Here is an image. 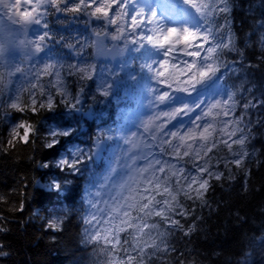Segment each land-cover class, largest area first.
I'll return each instance as SVG.
<instances>
[{
	"label": "trees",
	"instance_id": "1",
	"mask_svg": "<svg viewBox=\"0 0 264 264\" xmlns=\"http://www.w3.org/2000/svg\"><path fill=\"white\" fill-rule=\"evenodd\" d=\"M236 6L238 9L227 13L232 17V48L224 49L222 58L225 65L227 60L233 63L232 83L239 86L242 97L254 103L243 111L247 132L243 150L249 156L243 167L233 164L226 168L213 159V170L223 173L222 179L210 180L203 202L179 197L191 213L176 216L181 228L168 233L170 250L149 251L142 264H264V47L260 39L264 38V0H238ZM40 77L48 86H54L51 75ZM84 78L74 73L67 81L71 90L68 103L81 95L80 106L72 102L73 108L72 104L55 100L51 110L20 114L21 121L31 122L38 131L36 135L30 133L28 143L17 138L10 146L11 131L2 122L4 119L0 120V264H109L114 255L120 254L117 243L90 239L93 230L85 223L72 195L68 198L69 209L58 222L60 227H48L47 208L54 193L35 187L36 179L47 173L37 168L38 163L49 161L67 142L80 145V150L88 143L84 137L91 139L89 131L82 132L89 128L85 112L100 104L103 96L92 91L90 78ZM30 101L26 97L23 104ZM2 103L0 95V106ZM43 118L67 129L68 134L59 136V142L51 148L45 146L50 141L41 128ZM19 131L23 135V129ZM238 148L233 146L234 151ZM84 152L90 156V150ZM216 153L230 159L223 145L209 155ZM87 162L89 157L83 163ZM63 189L67 190L64 184ZM34 207L43 209L46 216L42 220L33 215ZM189 227L193 231L186 236Z\"/></svg>",
	"mask_w": 264,
	"mask_h": 264
},
{
	"label": "snow or ice",
	"instance_id": "2",
	"mask_svg": "<svg viewBox=\"0 0 264 264\" xmlns=\"http://www.w3.org/2000/svg\"><path fill=\"white\" fill-rule=\"evenodd\" d=\"M70 2L71 0H35V3H33V0H27V6L24 7V10L21 11V8L19 9L18 15L25 23L29 25L35 24L42 28L43 34L39 35L37 40L28 42L31 46H34L35 51L39 53L46 47L45 41L49 37V32L47 30L48 24L46 22L42 23V21H44V18L48 15L49 6L55 8L57 12H83L87 17L95 19L96 21H103L108 25H116L117 34L111 37L112 40L127 39V34L134 35L139 29L141 30V35L138 39L134 40V43L139 45V48H145L146 45H151L153 50H156L158 54L162 53L163 56V59L158 61L153 59L141 66L149 73H153L151 79L158 81V85L149 90L154 94L157 92L160 93L159 95H155V100L161 104L166 101L171 102L177 92H196L197 85H201L211 77L216 76L220 71L221 65L219 63V56L221 48H232L231 36L229 35L227 37V42H224L223 32L208 27L207 19L214 15H222L225 21H227L230 0H218V2L214 0L213 3L202 5H196L194 0H186V3L191 4L196 9V12L200 14V17L204 18V24H200L198 21L195 29L185 26H181L179 29L177 27L166 26L154 10H147L149 15L146 17V8L140 6V0H79L73 7L69 8L68 3ZM62 3L64 4L63 8H61ZM28 5H31L30 10ZM41 9H43V11H41ZM110 12H112L113 15H110ZM129 16L131 18V23L127 24L126 18ZM145 20L147 23H145ZM145 28L148 29L150 34H143ZM201 29H203V31H201ZM96 35L100 37L101 34L97 33ZM217 37H220L219 43L205 47L206 43L210 40H215ZM99 43L102 50L107 51L105 42L100 40ZM69 47L72 46L69 45ZM119 50L121 52L126 51L127 43L123 48H119ZM177 52L182 55L175 56V59L179 60L183 64V67H180L178 64L170 65V60L173 59L174 54ZM157 63L159 64V68L154 69V65ZM169 67L176 70V80L174 83L166 76ZM17 71H19V69H17ZM79 72L83 73L85 77L90 76L89 69L80 68ZM44 74L55 75L57 77L55 84L58 85V87L53 90L50 86L41 85L38 93L39 99L34 96L30 104L25 103L23 105L13 102L10 105L11 109L18 112L29 110L37 112L39 109L44 108L51 110L56 102L53 94L54 91L62 98L68 96L67 91L63 87V82L60 79V72L56 71L55 64H45ZM39 76L40 73L37 72L33 79L38 80ZM181 77H183V79H181ZM50 84L51 82H49V85ZM165 85L172 91H161L160 86ZM35 87L34 85L33 88ZM103 94L105 96L109 94L107 88H105ZM223 96L225 97L224 99L208 98L207 100L198 97L191 104L187 102L176 104L175 107L171 108V111L161 113L167 116L169 121L177 120L178 130L170 132V135L181 142V144H173L167 139L163 140V145H167V148L161 146V154H167L170 150L178 160H183L187 157L189 158L187 162L191 164V168L188 170L179 168L177 171H172V169L176 168V165L169 164L163 159H157L154 163H150L147 168L141 169L142 173L152 172L151 177L148 179V183L154 186L151 191H155L161 198L157 199V196L153 195L147 199V203H144L142 207L137 204L130 205V207L142 213L139 219L144 220V223L142 227L129 224V228H136L138 231H143L144 228H147L148 232L145 233L146 236H151V234L155 232L149 251L156 250L166 253L170 250L166 239L167 234L173 229L181 228L180 221L173 217L177 215L187 217L192 211V209L185 207V205L181 203L179 198L181 195L186 201L203 202L205 193L210 187V180L215 179L216 181H220L222 179L223 173L213 171L215 167L212 163L213 159H215L217 163L222 162L226 168L233 164L236 167L245 166V161L249 153L243 150L247 143L245 131L240 127L244 117L241 116L236 118L231 115L236 108L235 93L225 92ZM64 102L68 103L66 99ZM71 106L75 108V104ZM166 106L171 107V105ZM248 107H250L248 103L243 105L244 109ZM202 109H206L202 111V115L195 114L197 110ZM181 116L188 117V124L192 125V127H187V130L184 131L183 134H181L179 129L185 128L186 125L183 121L177 119ZM206 117H213V119L216 120L217 123L222 124L225 129L231 125V131L227 133V140L210 139L212 133L216 131V129L212 127L211 123L207 122L205 119ZM149 123H151V121ZM144 128L145 131H148L147 125H144ZM196 128H202V131L199 132V140H197ZM20 129H23V135H21ZM162 130L163 125H160L157 131H161V134L165 137L169 135L167 131ZM34 131L35 129L31 124L24 121L17 123L11 129L12 140L8 141L9 145L11 146L17 138L24 143H28L30 133ZM221 131H223V129ZM67 134V131L51 132L48 137L50 142L45 146L49 148L53 147L59 142V136ZM108 139H111V137H108ZM153 139L155 140L156 137H153ZM186 140L191 141V143L184 144L183 142ZM96 143L99 144V139ZM193 144H197L198 146L194 148ZM209 144H211V147H208ZM221 145L228 149L230 159L221 158L218 153H216L215 156L209 155L214 149L220 148ZM181 146L187 149L183 151L182 155L180 151ZM233 146H238L240 151H234ZM87 158L85 152L78 149L73 153L72 159H61L57 161V164L62 170L68 169L77 171L78 166ZM196 161H200V163H196ZM43 166L47 167L48 165L44 164ZM192 171H196L197 175L193 176L191 174ZM157 173L163 175H157ZM173 178H175V185L172 183ZM53 186L56 188L60 187L59 184H54ZM157 208H159L158 211L156 210ZM125 215L127 216L128 214L125 213ZM152 216L159 217V223H152L149 225L147 219ZM85 223L90 224L91 221L86 220ZM161 224H168L170 227L165 231H160ZM48 227L59 228L60 224L58 222H50ZM122 231H124V229L120 228L115 234L117 244L120 243L119 232ZM192 231L193 228L189 227L188 231L184 234L186 236L190 235ZM98 238V235L90 237L91 240H97ZM111 242L110 240H106V243ZM161 245H163V248H161ZM145 247H148V245L146 244L144 247L134 246L133 250L138 252L139 256H129L125 264H133L134 259H138L142 264L143 260L148 255V253L145 252Z\"/></svg>",
	"mask_w": 264,
	"mask_h": 264
},
{
	"label": "rangeland",
	"instance_id": "3",
	"mask_svg": "<svg viewBox=\"0 0 264 264\" xmlns=\"http://www.w3.org/2000/svg\"><path fill=\"white\" fill-rule=\"evenodd\" d=\"M36 34H37V32L34 31L33 32V35H36ZM9 35H10V37L12 36V38H14L15 40L17 39L16 38V34H15L14 31H12L11 33H9ZM121 41L123 42V39H121ZM168 105H171V107L166 106L164 112L171 111V108L172 107H175L173 100ZM203 110H205V109L197 110L195 114L196 115H202V111ZM190 115H192V114H190ZM164 118H165V116L161 118V121H163ZM193 118H194V116H193ZM177 119L180 120V121H183V123L186 125L185 128L179 129L181 131V134H183V132L187 130V127H192V125L188 124V117L181 116V117H178ZM205 119L207 120L208 123H211L212 124V127L214 129H216V131L218 129H220V130L223 129L222 134L219 135V136H216L215 135V132L216 131H214L212 133V137H210V139H223V140H227L228 139L227 133H229L231 131V125H229L228 128L225 129L223 125H221L220 127L217 126V122H216V120L213 119V117H206ZM171 128H172V130H175V131L178 130L177 120H174V123L171 125ZM165 129L168 130V128L166 126H165ZM195 131L197 133V140H199V132L202 131V128H196ZM138 134H139L138 135L139 137H138V140H137L138 147H137V150L133 153V155H134V159H135L136 162L143 163V161L146 160L145 157H146L147 153H146V155H143V153L140 152V151H142V149H145L146 148L145 146H143V142L148 143V140L149 139H146L144 141L141 140L142 136L144 135V132L142 131L141 128H139ZM183 143L184 144H187V143H191V141L186 140ZM197 146H198L197 144H193V147L194 148L197 147ZM208 147H211V144H209ZM146 152L151 153V150L150 151H146ZM153 154H155L154 151H153ZM175 169L174 170L172 169V171H175ZM176 171H177V169H176ZM157 175H163V174L157 173ZM150 177H151V175H149V174H143V175H141V173H139L136 170V168H135V169L132 170V173H130L128 175V178L127 179L129 180V182H131V184L132 183L133 184H145L146 185L145 186V193H146L147 199L150 198L153 195H156L157 196V199H160L161 198L160 195H158L155 191H151V189L154 186L153 185H150L148 183V179ZM174 182H175V178H173V180H172V183H174ZM135 189H137V188H132L131 189V188H127L124 184H121L120 188L116 190V194H118L120 197L121 196H124L125 198L129 199V197L132 195L131 194L132 191L135 190ZM145 203H147V201ZM123 204H125V203H123ZM156 210L158 211L159 208H157ZM112 213H113L112 208L111 207L110 208L109 207H105V202L101 199V196L99 195L98 198H97V202H96V212H95V218H97L96 225L98 226L99 230L100 229H102V230H105L106 229V225H107L108 219L111 218ZM141 216H142V213H139L136 216V218H134V220L132 221V223H135L136 225L142 227L143 226V223H144V220L139 219V217H141ZM151 218H148L147 219V223L148 224H149V221L151 220ZM145 229L146 228H144L143 231ZM143 231H138V233L141 234V233H143ZM153 237L154 236H148V237H146L144 239H147V241H150L151 242V240H152Z\"/></svg>",
	"mask_w": 264,
	"mask_h": 264
},
{
	"label": "water",
	"instance_id": "4",
	"mask_svg": "<svg viewBox=\"0 0 264 264\" xmlns=\"http://www.w3.org/2000/svg\"><path fill=\"white\" fill-rule=\"evenodd\" d=\"M97 140H95V144L97 145ZM102 144V143H100ZM94 150V157L97 158L99 156V154L101 153V149L100 147L96 146V148L93 149Z\"/></svg>",
	"mask_w": 264,
	"mask_h": 264
}]
</instances>
